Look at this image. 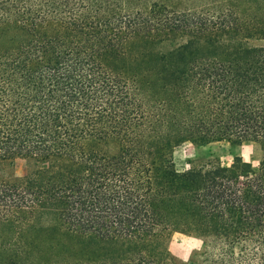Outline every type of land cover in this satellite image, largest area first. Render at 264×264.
<instances>
[{
    "label": "trees",
    "instance_id": "obj_1",
    "mask_svg": "<svg viewBox=\"0 0 264 264\" xmlns=\"http://www.w3.org/2000/svg\"><path fill=\"white\" fill-rule=\"evenodd\" d=\"M179 1L0 0V264H264V156L172 158L264 151V0Z\"/></svg>",
    "mask_w": 264,
    "mask_h": 264
},
{
    "label": "rangeland",
    "instance_id": "obj_2",
    "mask_svg": "<svg viewBox=\"0 0 264 264\" xmlns=\"http://www.w3.org/2000/svg\"><path fill=\"white\" fill-rule=\"evenodd\" d=\"M186 0H180L179 4H175L173 7L181 10V12L187 8L191 2H183ZM202 2V3H201ZM192 5L195 7L201 6L203 0H192ZM205 14H203L204 16ZM181 41H184L181 39ZM250 44L264 45V40H249ZM129 45L126 48V52L129 54H135L138 48L134 49ZM143 47L140 46V49ZM154 52L159 55L167 52L170 45L165 46L155 45ZM241 147L242 159L249 162L252 167H256L263 159L264 151L259 144L247 143L241 146L230 144L227 141L212 142L206 145H194L190 141H183L174 147L172 151V158L178 171H185L192 167H200L208 164H231L233 162L234 155H238ZM27 163L23 158H15L12 165L0 164V178L8 179V177L21 178L27 169ZM84 240V239H83ZM81 240V241H83ZM85 242V241H84ZM87 241L85 242V244ZM201 239L196 236L185 235L178 232H173L168 242V249L170 252L181 261H188V258L193 250L198 249L201 246Z\"/></svg>",
    "mask_w": 264,
    "mask_h": 264
},
{
    "label": "crops",
    "instance_id": "obj_3",
    "mask_svg": "<svg viewBox=\"0 0 264 264\" xmlns=\"http://www.w3.org/2000/svg\"><path fill=\"white\" fill-rule=\"evenodd\" d=\"M241 147H240V150H239V152H238V155L240 156V157H242V154H241ZM230 164H225V165H223V166H229Z\"/></svg>",
    "mask_w": 264,
    "mask_h": 264
}]
</instances>
